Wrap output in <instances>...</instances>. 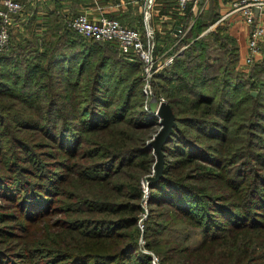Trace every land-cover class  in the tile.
<instances>
[{
	"label": "trees",
	"instance_id": "trees-1",
	"mask_svg": "<svg viewBox=\"0 0 264 264\" xmlns=\"http://www.w3.org/2000/svg\"><path fill=\"white\" fill-rule=\"evenodd\" d=\"M219 16L213 0L196 17L190 3L171 15L182 30L190 25L185 35H155L157 53L177 41L168 51L173 61L154 82L177 124L163 145V175L150 182L149 202L164 207L151 208L146 233L170 236L149 241L170 264H179L178 246L192 235L202 236L206 254L184 264H264V54L239 68L238 39L226 23L203 33ZM68 22L54 9L32 14L0 50V196L19 206L25 231L53 209L72 214L50 227L81 243L47 248L53 264H152L137 227L157 121L142 106V63L115 41L86 37ZM191 164L203 170L184 171ZM63 193L72 201L61 200ZM110 238L121 240L114 252ZM171 242L173 251L164 247Z\"/></svg>",
	"mask_w": 264,
	"mask_h": 264
},
{
	"label": "rangeland",
	"instance_id": "rangeland-1",
	"mask_svg": "<svg viewBox=\"0 0 264 264\" xmlns=\"http://www.w3.org/2000/svg\"><path fill=\"white\" fill-rule=\"evenodd\" d=\"M0 5H2V3ZM27 8L28 7H25L23 5V9L20 12L15 13L13 15V19L11 22V29H10V40L12 37V31L15 32L17 30L18 21L23 20V15L26 14ZM143 85H144V82H143ZM153 90H154L155 96L159 94H163L166 97L165 93L162 90H161L162 92L161 91L156 92L155 87H153ZM256 94H257V91H256ZM141 101H142V106L146 111H148L150 114H153V115L155 114L157 116V121L153 125V127H151L150 129L151 137L148 139V143L152 146V150L155 155V161L153 163L151 171L148 173H145L142 179L140 180L143 193H142V197L140 201L141 210L138 213V222H137V227L139 229L138 231L140 234L138 238V242H139L140 249L143 252H147L151 255L152 264H156L154 260L158 262L157 264H170L169 263L170 261H162L159 252L156 250L157 248L153 249L152 246L149 245V241L151 240V242H153L155 239H163L164 241L162 243H165L168 240H170L169 238L170 236H167V234L165 233L163 229H160L164 231L163 234H160V236L154 235V237L156 238H153V235H152V238H150L149 235L147 236L148 233H146V222L148 221L150 217L151 208L153 207L155 211H161L162 208L164 207V206L149 202L150 194H151L150 182L155 179L148 180V177L155 178L156 173H157L156 163L158 161V153L155 150L154 146L151 144V142L156 138L158 132L161 130L163 126V123H162L163 117L162 115L158 114V112L157 113L154 112L156 111L155 107L158 110L160 106V105L158 106L156 98L154 96L148 97V98H146L145 95H144V98L141 96ZM173 113L175 115L174 110H173ZM175 122L177 124L176 115H175ZM175 125L173 126V130L175 128ZM193 133L196 134V131ZM102 137L103 135L98 136V138H102ZM204 141H209V139L204 140ZM166 142L167 141H165L164 143ZM162 151H163V169H164L165 151L163 149V146H162ZM194 166H195L194 164H191V169L188 170L187 168H184V171H191V173H196V172L203 170L199 168L198 166L197 168L194 169L193 168ZM162 175H163V171L159 177H161ZM63 187H64L63 191L65 190L73 191L74 190L73 187H70L68 185L66 186L64 185ZM86 187L88 188L87 189L88 191L92 189L89 186H86ZM77 192L80 193V188L78 189ZM61 197H62L61 200L72 201L71 200L72 198L65 196L64 193L61 194ZM59 199L56 202V206L63 205L60 202L61 200ZM0 212H4L3 216H1L2 214H0V226L3 227V230H0V264H13V261H12L13 259L17 262H21V264H51L52 261L48 260V258L52 255V253L48 252L49 255H47L46 253L47 248L49 250L52 248L57 249L58 243H61L65 248H71V247L75 248L81 243V242H78V238L74 237L72 232H70V234H66L65 232L61 233V232H58L57 230L58 228H56L55 226L52 228L50 227V224L51 223L55 224L57 219H59L60 217H64V218L71 217L72 214L66 211L64 212L55 211L54 212V209H53V211L50 214L45 215L41 221L30 223L31 225L28 226V229H26V231L24 229L22 230L19 227V225H21L22 223H26L25 222L26 217L22 213H20V208L17 204L14 203V200L0 196ZM9 212L16 213L17 217H11L9 215H6V213H9ZM180 223L184 225V223L182 222ZM181 224H178V225H181ZM123 231L128 232L130 230L123 229ZM120 241L121 240L116 241L111 238L108 241V242H113V243L115 242V245L113 246V252L116 251ZM201 241H202L201 235H192V236L186 237L183 241L180 242L181 246L183 247L178 246V248L180 249V257L178 261L176 259L175 261L178 262L179 264H184L183 262L187 263L188 261H191V260L201 259V256H202L201 253H203L204 255L206 254L204 248L203 247L200 248ZM174 244L175 242H171L169 245H165L164 247L169 248L170 251H173L176 247V245ZM34 245H39L45 250L43 252L40 250L30 251L29 249L33 247ZM199 249H201L202 251ZM218 249H221V246H218ZM197 250H199L197 254L198 256L194 255ZM1 260L3 261L1 262ZM60 264H68V261H61ZM73 264H80V261H74Z\"/></svg>",
	"mask_w": 264,
	"mask_h": 264
},
{
	"label": "built area",
	"instance_id": "built-area-1",
	"mask_svg": "<svg viewBox=\"0 0 264 264\" xmlns=\"http://www.w3.org/2000/svg\"><path fill=\"white\" fill-rule=\"evenodd\" d=\"M68 1V0H60ZM180 12H185L190 3L198 4V0H172ZM156 0H144V16L146 32L137 27L124 24L119 18L102 14L98 18H91L87 12H80L69 18L68 24L82 35L100 41H115L124 53L130 58L136 57L142 63L143 90L146 98L155 97L158 106L167 101L163 94L155 96L154 82L156 72L173 61L174 53L168 54L163 51L156 52V32L152 24L153 9ZM200 8V7H199ZM258 8V10H257ZM23 9V3L19 0H2L0 5V50H3L10 41V29L13 15ZM239 11L248 26V39L246 53L241 68L247 69L263 57L264 47V0H234L231 12ZM190 27V25H189ZM189 27L182 30L179 28L182 37ZM206 29L203 33L208 31ZM185 48L183 45L178 52ZM158 112L157 108L155 107ZM157 264L158 262L154 260Z\"/></svg>",
	"mask_w": 264,
	"mask_h": 264
},
{
	"label": "crops",
	"instance_id": "crops-1",
	"mask_svg": "<svg viewBox=\"0 0 264 264\" xmlns=\"http://www.w3.org/2000/svg\"><path fill=\"white\" fill-rule=\"evenodd\" d=\"M21 1L23 2V5L28 8L26 9V14L23 15V20L18 21V27L23 26V24H25V22L29 19L32 14H36V16L38 15L39 17H41L44 13L48 11V9H54L56 10V12L60 13L65 18H71L72 16H75L80 12H87L91 18H98L102 14L113 16L119 18L124 24L128 26L139 28L140 30L144 31V34L146 31L144 0H68L61 1L57 7L51 2L50 4L49 0ZM170 1L173 3V5L170 6L169 12H160L161 7L164 4H169ZM213 1L220 16L209 27L210 29H213L218 23H226L228 29L237 37L240 52L239 68H241V64L246 53L249 30L248 26L244 22V19L239 11L231 12L234 0ZM1 3L2 0H0V4ZM200 5L201 8L198 13L201 12L203 9L209 8L211 5V0H203V2H200L199 7ZM174 14H178L179 16L183 14V12H180L179 9L176 7L174 1L156 0L153 9L152 19V24L155 26V32L158 31L163 35H166L168 31L170 32L172 29H174L172 30V35L174 36L175 34H178L181 25L173 21L174 19L171 17V15L174 16ZM197 15L194 14L195 17ZM262 18L264 20V13L262 15ZM176 42L177 41L173 42L172 40L167 41L169 47L165 51L168 52L169 50H171L176 44ZM163 46H166V42L163 43Z\"/></svg>",
	"mask_w": 264,
	"mask_h": 264
},
{
	"label": "water",
	"instance_id": "water-1",
	"mask_svg": "<svg viewBox=\"0 0 264 264\" xmlns=\"http://www.w3.org/2000/svg\"><path fill=\"white\" fill-rule=\"evenodd\" d=\"M200 2H203V0H199ZM258 10V8H257ZM199 11V4L194 5V14L197 15ZM253 94H256V91H253ZM158 114L162 115V123L163 126L161 130L158 132L156 138L151 142V144L154 146L155 150L158 153V161L156 163V176L148 177L149 179H156L158 178L163 171V151L162 146L165 141L169 139V136L171 135L173 131V126L176 124L175 122V115L173 113L172 107L168 101L162 102L158 108Z\"/></svg>",
	"mask_w": 264,
	"mask_h": 264
}]
</instances>
